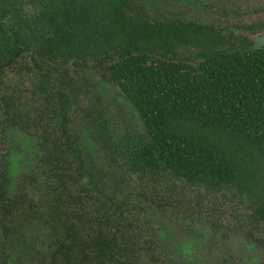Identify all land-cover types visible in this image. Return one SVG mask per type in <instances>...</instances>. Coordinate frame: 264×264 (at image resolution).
<instances>
[{
  "label": "trees",
  "instance_id": "trees-1",
  "mask_svg": "<svg viewBox=\"0 0 264 264\" xmlns=\"http://www.w3.org/2000/svg\"><path fill=\"white\" fill-rule=\"evenodd\" d=\"M217 1L222 13L230 10L229 0ZM28 5L36 10L31 17ZM199 6L201 0H0V84L7 67L30 56L44 101L32 107L37 112L30 119L13 96L2 98L6 124L40 128L39 161L59 185L48 202H37L17 193L12 169L0 165V264H129L125 247L70 210L62 194H70L69 180L83 176L105 192L72 133L75 84L63 78L68 90L52 88L56 69L48 65L59 59L83 67L93 61L136 110L141 130L124 139L115 135L98 98L86 111L91 135L114 169L171 173L192 186L230 192L247 200L255 223L264 222V47L200 15L186 16ZM257 25L249 32L264 30V22ZM73 201L83 204L80 196ZM35 220L48 226L39 229L41 236Z\"/></svg>",
  "mask_w": 264,
  "mask_h": 264
},
{
  "label": "rangeland",
  "instance_id": "rangeland-1",
  "mask_svg": "<svg viewBox=\"0 0 264 264\" xmlns=\"http://www.w3.org/2000/svg\"><path fill=\"white\" fill-rule=\"evenodd\" d=\"M229 1L230 10L226 13L206 14L200 20L217 22L218 29L226 33L248 34L254 39L256 35L246 32V25L264 19V8L258 9L264 7V0ZM25 11L30 17L36 12L32 6H26ZM74 62L61 59L50 62L48 66L56 69L50 73L51 84L52 88L61 86L68 90L61 81L64 78L71 79L76 86L79 104L76 110L69 111L74 117L72 133L87 168L102 179L98 188H103L105 194L91 188L88 176L77 178V182L69 180L70 194L62 193L68 208L94 220L93 228L109 231L118 246L125 247L123 259L129 264H264V222L253 221L246 199L230 192L189 185L171 173L138 175L124 168L114 169L107 163L104 151L91 135L90 117L86 114L93 99L101 101L119 139L141 130V122L119 89L103 80L92 67L93 61L87 60L85 67ZM6 74L0 84V165L6 163L12 169L18 185L14 193L17 188V193L25 192L37 202H48L53 197L52 187L59 185L40 164V128L34 129L31 122L29 129L7 125L2 103V98L13 96L16 104L21 105V113L24 110L30 119L36 116L37 110L32 107L44 104L37 88L41 80L39 69L27 56L15 66L7 67ZM59 122V118L55 120L56 132ZM58 191L62 189L58 187ZM77 196L81 197L82 205L73 201ZM108 197H113V204ZM103 213L108 215V223ZM42 215L47 218L46 213ZM33 225L40 236L39 229L48 227L36 220Z\"/></svg>",
  "mask_w": 264,
  "mask_h": 264
},
{
  "label": "flooded vegetation",
  "instance_id": "flooded-vegetation-1",
  "mask_svg": "<svg viewBox=\"0 0 264 264\" xmlns=\"http://www.w3.org/2000/svg\"><path fill=\"white\" fill-rule=\"evenodd\" d=\"M202 1V6H199L197 9H192V10H190V12L189 13H187L186 14V16L187 17H190V16H199L200 15V18H203L204 19V16L206 15V14H208V15H210V14H218V13H220V14H222V12H221V10H220V2L219 1H217V0H201ZM212 2H214L215 4H217V6H211V4H212ZM28 6H30V5H28ZM26 7V6H25ZM170 8L172 9V3H171V5H170ZM185 7H181V9H184ZM264 7H262V8H258L259 10H262ZM172 10H174V9H172ZM246 11H248V10H246ZM253 10H251V12H252ZM255 11H257V9L255 10ZM224 13V12H223ZM261 22H264V19H259V20H257V21H254V22H252V23H250V24H247L246 25V32H248L249 34H252L251 32H249V27L251 26V25H254V24H256V26H258L257 24H259V23H261ZM214 25H215V27L218 29V24H217V22H214ZM221 26V25H220ZM222 27V26H221ZM219 29H221V28H219ZM222 30V29H221ZM258 30V29H257ZM224 31V30H223ZM233 34H234V32H232ZM256 36H255V38L257 37V36H259V35H261V34H264V30H258L257 31V33H254ZM234 35H236L237 37L238 36H248L249 37V35L248 34H240V35H237V34H234ZM250 38V37H249ZM254 38V39H255ZM251 39V38H250ZM254 39H251V40H253L254 41Z\"/></svg>",
  "mask_w": 264,
  "mask_h": 264
},
{
  "label": "water",
  "instance_id": "water-1",
  "mask_svg": "<svg viewBox=\"0 0 264 264\" xmlns=\"http://www.w3.org/2000/svg\"><path fill=\"white\" fill-rule=\"evenodd\" d=\"M254 45L256 48L264 47V34H261L254 39Z\"/></svg>",
  "mask_w": 264,
  "mask_h": 264
}]
</instances>
